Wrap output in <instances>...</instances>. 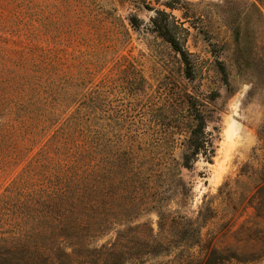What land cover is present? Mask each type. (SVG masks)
<instances>
[{
	"label": "rangeland",
	"instance_id": "obj_1",
	"mask_svg": "<svg viewBox=\"0 0 264 264\" xmlns=\"http://www.w3.org/2000/svg\"><path fill=\"white\" fill-rule=\"evenodd\" d=\"M167 1L0 0V199L99 182L139 196L130 221L156 229L154 210L195 218L204 196L216 209L225 182L263 163L264 3ZM153 10L186 28L191 80L152 32ZM214 93L204 119L215 154L182 168L187 100ZM172 254L145 264H177Z\"/></svg>",
	"mask_w": 264,
	"mask_h": 264
},
{
	"label": "trees",
	"instance_id": "obj_2",
	"mask_svg": "<svg viewBox=\"0 0 264 264\" xmlns=\"http://www.w3.org/2000/svg\"><path fill=\"white\" fill-rule=\"evenodd\" d=\"M185 3L168 0L164 7L182 10ZM153 12L152 32L178 56L185 77L191 80L194 65L184 45L186 28L164 10ZM233 35L238 47L239 38ZM220 72L227 84L226 71L220 68ZM217 95L187 100L190 125L182 168L191 169L198 159L212 161L215 149L204 117L212 111L208 101H215ZM261 134L264 139V130ZM94 183L86 190L72 191L66 185L19 193L15 200L0 199V264H145L172 253L177 264H258L264 260V160L258 167L246 165L237 178L225 182L216 209L211 201L204 203V196L195 218L154 210L156 229L151 221H130L133 211L141 215L139 196H124ZM158 196L147 204L150 209L163 201L156 200ZM207 222L211 228L202 235ZM221 237L224 247L217 245Z\"/></svg>",
	"mask_w": 264,
	"mask_h": 264
}]
</instances>
